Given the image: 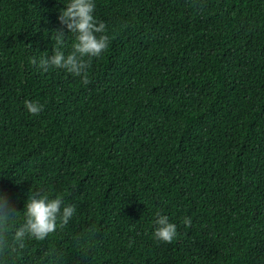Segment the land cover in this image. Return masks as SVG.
I'll use <instances>...</instances> for the list:
<instances>
[{
	"label": "trees",
	"instance_id": "trees-1",
	"mask_svg": "<svg viewBox=\"0 0 264 264\" xmlns=\"http://www.w3.org/2000/svg\"><path fill=\"white\" fill-rule=\"evenodd\" d=\"M66 3L0 0V195L20 223L33 192L76 208L0 264H264V0H94L88 84L29 62L56 30L71 52Z\"/></svg>",
	"mask_w": 264,
	"mask_h": 264
},
{
	"label": "clouds",
	"instance_id": "clouds-1",
	"mask_svg": "<svg viewBox=\"0 0 264 264\" xmlns=\"http://www.w3.org/2000/svg\"><path fill=\"white\" fill-rule=\"evenodd\" d=\"M95 7L94 0H67L60 10L58 21L68 33L75 35L71 52L65 55L62 51L65 32L63 29L56 30L53 54L41 55L38 61L35 57H30L29 62L44 72L49 68L65 69L72 75L81 77L83 84H88L90 59L85 57H99L107 50L110 42L105 23L98 21L93 14ZM24 107L32 115H38L43 110V105L31 100H25ZM75 212V206L65 205L60 196L50 197L48 193L33 192L27 198L22 212L24 219L20 223L16 217L21 212L14 211L7 197L0 195V253L23 249L26 239L44 240L58 228L67 226ZM155 215L154 238L171 243L177 237L176 225L170 223L169 218L160 212ZM182 222L185 227L192 223L190 217H185Z\"/></svg>",
	"mask_w": 264,
	"mask_h": 264
}]
</instances>
